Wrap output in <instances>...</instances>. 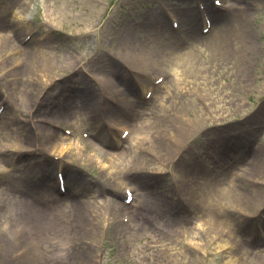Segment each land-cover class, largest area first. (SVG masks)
I'll list each match as a JSON object with an SVG mask.
<instances>
[{"label": "rangeland", "instance_id": "rangeland-1", "mask_svg": "<svg viewBox=\"0 0 264 264\" xmlns=\"http://www.w3.org/2000/svg\"><path fill=\"white\" fill-rule=\"evenodd\" d=\"M18 1L0 0V38L14 45L0 49V259L264 264V0H26L21 7ZM223 6L229 11L218 23L228 31L237 12L249 18L247 63L200 56L198 79L183 74L177 98L165 101L174 87L150 94L162 100L158 106L143 105L152 77H128L121 69L128 81L115 78L110 58L124 42L145 45L157 59L149 39L160 26L164 36L175 32L182 40L196 18L201 34L214 24L210 7ZM233 35L228 48L240 46ZM40 53L55 68L33 82ZM104 77L117 80L120 91L107 101L90 95V88L103 91L90 82ZM147 121L159 128L138 131ZM78 136L81 147L94 145L106 156L94 160L90 149L81 158L74 150L66 155ZM56 142L73 145L63 146V155L55 152L61 146L35 150ZM15 145L24 149H10ZM120 153L124 161L112 168L109 158ZM236 169L248 176L234 178L219 199L216 187ZM29 181L37 195L23 189ZM209 200L217 201L210 210Z\"/></svg>", "mask_w": 264, "mask_h": 264}, {"label": "bare ground", "instance_id": "bare-ground-1", "mask_svg": "<svg viewBox=\"0 0 264 264\" xmlns=\"http://www.w3.org/2000/svg\"><path fill=\"white\" fill-rule=\"evenodd\" d=\"M25 1L26 0H19L18 1L19 7L25 5L26 4ZM215 9L217 10L215 11ZM220 10L222 12H219L218 8L210 7L209 14L212 13L211 15L214 16V24L215 22H217L218 25H216L215 27L214 24L210 23V28L207 34L205 35L204 39L202 38L203 37L202 35L204 33L203 32L201 34L199 33L200 27L198 26H201L200 19L196 20V18L195 19L193 18V20L188 25H186L188 28L183 32L181 31V34L184 36L182 40H177L178 36H177V33L175 32H173V34L175 35L173 36V38L171 36L168 37V35L164 36L166 33L165 27L163 25L162 27L160 26L158 30H156L154 33L150 35V39H149L150 44L153 45V47L157 48L155 54L159 52L157 59L155 58L153 59L152 57L153 55H151V52L145 45L144 47L141 46V47L136 48L132 45V43L127 42V41L124 42L121 47H118V50L116 51V53L113 54V59L110 58V60L114 63L111 66H112V69H113L112 72L115 78L120 77L121 83L128 81L126 80V78L122 76V73L120 71L121 69L122 70L124 69L123 72L125 71L128 77H131L133 75H144V76L152 77V83L151 81H148L149 88L147 91L158 92L159 89L165 90L167 89V87H174L173 91L177 92V84L180 82V78H182L184 75L191 79H194V78L198 79V70L201 67V63H200L201 61L199 59L200 56L204 55L210 60H217V58L220 56L231 55V57H233L235 61L247 63V60H244L246 59V56L248 53L245 48V44H246L245 41H246V38L248 37L246 35L247 32L245 30V22L249 20V18L245 17L246 14L242 15L240 12L239 13L237 12L236 15H234L233 21L231 22L233 26V32L231 29L230 31H228V28H226V25H224L225 24L224 21H221V23H218V20H219L218 15H220V17H223L224 16L223 12L224 13L228 12L229 9L223 6L222 8L220 7ZM218 12L220 14H218ZM16 13L17 14L19 13V9L14 10V14ZM190 16H193V13ZM172 23L177 25V22H174V20ZM232 33L233 34L235 33V37L238 39L240 43V46L237 48H234V47L228 48L226 46V43L227 41H229L230 36L233 35ZM83 37H84V34L79 33L77 34V36H75V39L78 41L82 39ZM233 38H234V35H233ZM172 39L173 41H171ZM6 43H8L7 39L0 38V49H1V46H5ZM8 44L11 47L13 45V41H11V44L10 43ZM40 59L41 61L37 63V65L35 66L36 75H34L31 78L33 82L40 80L39 78L40 76L37 75L39 72L43 73V71L47 72L48 70L55 68L50 58L45 53H40ZM72 59H73V62H76V58H72ZM17 65H21L19 64L18 60H17ZM76 67H78V63L76 64ZM161 77H166L164 78L163 84H161L158 87L153 86V84L155 85V82ZM96 81H92L90 83L93 84L94 86L99 85L100 87H102L103 91L102 90L96 91V89L90 88V95L95 96L97 94L98 97L102 99H106L107 101L109 100L107 99V96H111L113 99L116 96V94L120 93L116 85L117 80L116 82H114L113 80H109L104 77L102 79H97ZM93 91L95 92L93 93ZM173 91L171 95L165 99V101H168V100L170 101L171 98L172 99L177 98V93L176 92L174 93ZM144 94H146V92ZM155 96L156 94L152 97V99L150 98V100L147 103H144L143 105H146L149 103L154 104V106L161 105L162 100ZM101 102L102 100L100 101V103ZM171 106L174 107L173 105H170L169 108H171ZM136 109H139V108H136ZM140 109L138 111H135V114H134L135 116L141 113ZM167 109L168 108H166L165 106H161V111L163 115H166L169 112ZM160 117H166V116H160ZM154 118L156 117H153V120ZM147 122H148V124H146L147 127L146 125L143 124L144 126L142 125L138 131L142 130V128H159L158 126H155V127L153 126L155 122L153 121L151 122L147 121ZM77 125L78 124L76 123V125H74L73 128L74 129L78 128ZM125 128H129V127H125ZM134 129L135 128H132L131 130H134ZM83 137L84 136L82 137L78 136V143H76L74 148L69 149V152L66 151L65 154L66 155L68 153L70 154L71 151L74 150L75 157L81 158V156L84 155L85 153L84 150L90 149L89 153H92V159L94 160H96L97 158L100 159L105 155L104 153H102L101 149H97L94 145L91 146V145H87V143L85 144L83 143V146L81 147L79 144H81V142L83 141ZM134 137L135 135H130L125 141V144L127 142L133 141ZM139 142L136 145V147H139L142 144H145L143 140L140 143ZM123 144L122 146H120V148L121 147L125 148L124 146L125 144L124 145ZM72 145H73L72 143L63 145L61 142L60 143L56 142L51 147L46 148V149H42L39 147L37 148L35 145L36 147L35 150L42 151V152L45 151V153H50L52 152V150L55 151L54 149H56L58 146H61L60 149L58 150L56 149L57 151L55 152L63 155V150L65 148L71 147ZM63 146H65V148ZM118 147L119 145H117V148ZM8 148L10 147H7L6 149H4V151L7 150ZM10 149H24V148L21 146L15 145V146H11ZM123 157L124 156L122 155V153H120L117 157L116 156L110 157L109 161L112 164V168L117 167L118 166L117 163L120 164L121 161L123 162L124 161ZM255 166L258 167V169L260 168L259 171L261 170V167H263L262 169L264 170V163L261 167L258 166L257 164ZM247 176H248V173L243 172L242 169L241 170L236 169V171H233L232 173L229 174V177L227 178L228 180H226V183H224V185L216 188V192H215L216 196L219 199L220 198L224 199L226 197V194L230 193V188L226 187L227 184H230V182H232L234 178H237V177L242 178V177H247ZM31 182L32 181L27 182L29 186L25 185L23 189L26 190L30 194L37 195L36 192L31 190V189L35 190L34 184L32 188L30 187L32 185ZM37 200H39V198ZM229 200L231 201L232 199H229ZM109 202H111L112 206L115 204L113 200H109ZM216 203H217L216 200H212V201L209 200L208 203L204 205V208L210 210L211 206L214 207ZM2 208L3 207H1L0 209ZM0 212H3V210L2 211L0 210ZM68 213L69 214L71 213L70 215H72L73 211L69 210ZM0 241H1L0 245H3V243L5 242L4 240H0ZM6 263L7 262L5 261L4 258L0 259V264H6Z\"/></svg>", "mask_w": 264, "mask_h": 264}]
</instances>
